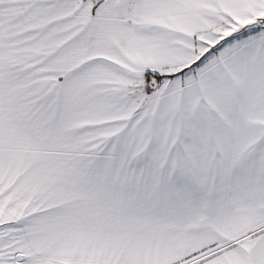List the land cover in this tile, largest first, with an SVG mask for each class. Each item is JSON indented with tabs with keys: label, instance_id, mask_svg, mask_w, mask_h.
<instances>
[{
	"label": "snow or ice",
	"instance_id": "snow-or-ice-1",
	"mask_svg": "<svg viewBox=\"0 0 264 264\" xmlns=\"http://www.w3.org/2000/svg\"><path fill=\"white\" fill-rule=\"evenodd\" d=\"M0 264H264V0H0Z\"/></svg>",
	"mask_w": 264,
	"mask_h": 264
}]
</instances>
